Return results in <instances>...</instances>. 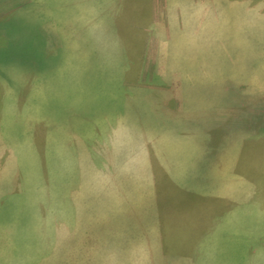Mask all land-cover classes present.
Wrapping results in <instances>:
<instances>
[{"label": "rangeland", "instance_id": "obj_1", "mask_svg": "<svg viewBox=\"0 0 264 264\" xmlns=\"http://www.w3.org/2000/svg\"><path fill=\"white\" fill-rule=\"evenodd\" d=\"M61 7L0 0V264H200L206 233L238 264L264 241V0Z\"/></svg>", "mask_w": 264, "mask_h": 264}, {"label": "crops", "instance_id": "obj_2", "mask_svg": "<svg viewBox=\"0 0 264 264\" xmlns=\"http://www.w3.org/2000/svg\"><path fill=\"white\" fill-rule=\"evenodd\" d=\"M55 2H60V5H62L61 7V12H62V20H64V18H66V9L65 7H69V5L71 4L74 5L75 3L77 4V7H81V4L82 2L87 3V0H55ZM54 8V7H53ZM66 23V22H65ZM84 24L85 23H88L87 21H84L83 22ZM132 89H141L140 87L136 86V87H133ZM132 96H133V100H134V90H132ZM135 102H139V101H136L134 100ZM104 105V104H103ZM55 115H57L58 117H55V121L53 119H51V117H49L48 119V122L49 123H52V126H57L59 128V130H57V132H60V135H62L64 138H67V135H66V130H65V126H64V123H63V119H59V116H60V112L55 109ZM103 116H106L104 114H102ZM105 125V124H103ZM134 140V139H133ZM65 141V140H64ZM236 200H246V198H237ZM250 200L253 203V205H258L259 208L261 209V204L263 202L262 200V195L259 194V195H252V197L250 198ZM263 205V204H262ZM245 210V209H244ZM262 210V209H261ZM198 227H201L202 225H197ZM259 230L262 231V229L264 230V225L261 226V224L259 225ZM195 230V228L193 229ZM212 228L209 227V230L208 231H211ZM207 231V232H208ZM207 234V233H206ZM202 235L200 236V240L201 243L199 245H195L193 244V247H194V251L193 253H195L197 256L200 257L201 260L200 261V264H235L233 262V256H235L234 254H226V252L230 249L229 247L227 248H223V252L227 255L226 258H220L219 260L218 259H211L207 256V251H206V248L208 247L207 246V240L209 239V236L208 235ZM264 244V241L258 239L256 243H254L250 248H248V250L246 251V254H245V259L241 258L240 257V262L238 264H264V260L262 261L259 254H258V250L260 248H262V245ZM225 249V251H224ZM263 258H264V255H263ZM189 261V260H188ZM188 261L184 262V264L188 263ZM196 264H198V262H196Z\"/></svg>", "mask_w": 264, "mask_h": 264}]
</instances>
